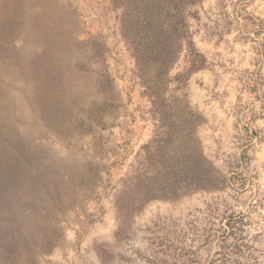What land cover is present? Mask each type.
I'll return each instance as SVG.
<instances>
[{"label":"rangeland","instance_id":"obj_1","mask_svg":"<svg viewBox=\"0 0 264 264\" xmlns=\"http://www.w3.org/2000/svg\"><path fill=\"white\" fill-rule=\"evenodd\" d=\"M192 12L163 115L109 0H0V264H264V0Z\"/></svg>","mask_w":264,"mask_h":264},{"label":"trees","instance_id":"obj_2","mask_svg":"<svg viewBox=\"0 0 264 264\" xmlns=\"http://www.w3.org/2000/svg\"><path fill=\"white\" fill-rule=\"evenodd\" d=\"M201 1L109 0L121 12V33L131 51L144 93L163 115L179 109L177 104L181 106L183 102L177 97L173 100L166 97L171 83L177 84L176 89L184 88L191 75L206 65V57L195 47L189 23L195 16L192 8ZM184 52L183 70L172 76ZM170 125L178 123L171 121Z\"/></svg>","mask_w":264,"mask_h":264}]
</instances>
